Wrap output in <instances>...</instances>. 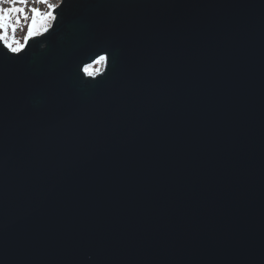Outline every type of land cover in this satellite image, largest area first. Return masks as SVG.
<instances>
[{
	"label": "water",
	"instance_id": "water-1",
	"mask_svg": "<svg viewBox=\"0 0 264 264\" xmlns=\"http://www.w3.org/2000/svg\"><path fill=\"white\" fill-rule=\"evenodd\" d=\"M0 264H264V0H66L0 44Z\"/></svg>",
	"mask_w": 264,
	"mask_h": 264
},
{
	"label": "snow or ice",
	"instance_id": "snow-or-ice-1",
	"mask_svg": "<svg viewBox=\"0 0 264 264\" xmlns=\"http://www.w3.org/2000/svg\"><path fill=\"white\" fill-rule=\"evenodd\" d=\"M30 2L34 5H44L45 8L33 6L29 9L27 5ZM65 5L66 0H0V44L13 56L19 57L29 41L36 39L37 36H44L57 25ZM21 17L24 21H31L27 25V34L23 43L16 40L14 36L11 39L8 37V30L11 29L15 33L16 25L21 23ZM110 63H113L112 55L107 49L101 48L91 57L90 63L83 64L80 71L84 76L94 78L99 74V69L94 68V65L107 66Z\"/></svg>",
	"mask_w": 264,
	"mask_h": 264
},
{
	"label": "rangeland",
	"instance_id": "rangeland-1",
	"mask_svg": "<svg viewBox=\"0 0 264 264\" xmlns=\"http://www.w3.org/2000/svg\"><path fill=\"white\" fill-rule=\"evenodd\" d=\"M5 7H9L10 5H4ZM40 7L41 9H44L45 6L44 5H40V4H33V3H29L27 5V8H31V7ZM30 15V13H29ZM13 16H15V14H13ZM31 21L28 20V21H24L23 20V17H21V23L17 24L16 25V31L15 33L12 32L11 29L8 30V37L9 39H11L13 36L15 37L16 40L20 41L21 43L24 42V37L26 36L27 34V25L30 23ZM94 68H98L99 70L101 69V65H94L93 66Z\"/></svg>",
	"mask_w": 264,
	"mask_h": 264
}]
</instances>
